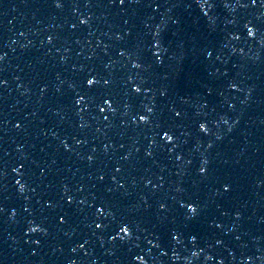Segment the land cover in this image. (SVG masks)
I'll return each instance as SVG.
<instances>
[{"label":"water","instance_id":"95a60500","mask_svg":"<svg viewBox=\"0 0 264 264\" xmlns=\"http://www.w3.org/2000/svg\"><path fill=\"white\" fill-rule=\"evenodd\" d=\"M0 264H264V0H0Z\"/></svg>","mask_w":264,"mask_h":264},{"label":"snow or ice","instance_id":"6c2138e0","mask_svg":"<svg viewBox=\"0 0 264 264\" xmlns=\"http://www.w3.org/2000/svg\"><path fill=\"white\" fill-rule=\"evenodd\" d=\"M89 83H92V82H91V81H89ZM123 231L126 233V232H127V229H124Z\"/></svg>","mask_w":264,"mask_h":264}]
</instances>
